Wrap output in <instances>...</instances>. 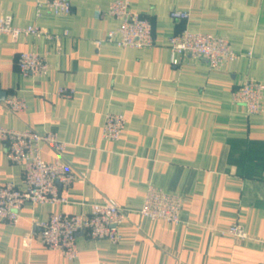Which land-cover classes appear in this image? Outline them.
Returning a JSON list of instances; mask_svg holds the SVG:
<instances>
[{"label":"crops","instance_id":"0c3cea01","mask_svg":"<svg viewBox=\"0 0 264 264\" xmlns=\"http://www.w3.org/2000/svg\"><path fill=\"white\" fill-rule=\"evenodd\" d=\"M68 14L35 15L36 0H0V15L15 26L34 24L54 39L0 33V126L54 131L62 157L77 174L59 188L61 203L26 202L16 223L0 221V264H259L264 260V98L248 113L233 99L245 80L264 84V0H128L153 28L149 47L104 40L117 20L112 0H69ZM172 9L186 19L169 16ZM98 12V14H97ZM184 27L225 36L237 57L214 69L186 54L170 62L166 37ZM20 51L47 52L46 74L24 76ZM66 88V91H60ZM21 98L11 111L3 101ZM121 112L117 140L102 137L106 114ZM41 156L55 157L42 145ZM24 188L21 164L0 140V184ZM148 185L181 197L180 221L143 218ZM113 198L125 209L121 238L76 234L77 257L65 259L40 241L37 220L51 213L85 212ZM241 224L246 238L223 232Z\"/></svg>","mask_w":264,"mask_h":264},{"label":"built area","instance_id":"2783aa9c","mask_svg":"<svg viewBox=\"0 0 264 264\" xmlns=\"http://www.w3.org/2000/svg\"><path fill=\"white\" fill-rule=\"evenodd\" d=\"M45 11L54 15L68 14L71 11L70 1L36 0L35 15L40 16ZM106 11L117 20V23L107 30L104 40L118 47L142 48L154 44L150 20L132 13L128 0H112ZM169 16L174 19H186L188 12L183 9H172ZM0 33L10 34L12 37L19 34L44 36L54 39L57 45L60 38L59 34H49L34 24L15 26L10 14L0 15ZM165 42L172 64L180 63L182 58L189 54L195 58L205 59L211 68L219 69L237 57L225 36L189 27L169 34ZM17 66L24 76L46 74L49 69L47 52L20 51L17 55ZM60 91H66V88H61ZM262 98L264 84L252 79L245 80L233 91V99L243 104L248 113L262 110ZM3 103L11 111L25 107L24 100L15 96L6 98ZM125 123L126 119L121 112L106 114L102 137L117 140ZM0 140L6 145L7 158L21 164L25 184L24 188L17 187L13 182L0 184V221L16 223L19 211L26 202L54 204L65 201V197L60 195L59 188L66 187L76 180L77 174L63 159L62 152L66 143L56 132L39 131L31 126L22 129L0 126ZM42 145H47L53 150L55 153L53 159L46 160L41 156ZM181 202L178 194L148 185L138 212L143 218L163 219L176 224L180 221ZM125 218V209L113 198L105 197L100 202H92L85 212L58 211L35 223L44 246L49 250L58 251L65 259L72 260L77 257L78 231L93 239L106 238L117 241L121 238L119 227ZM222 231L236 238L247 237L244 227L238 223H233ZM259 264H264V260Z\"/></svg>","mask_w":264,"mask_h":264},{"label":"water","instance_id":"95a60500","mask_svg":"<svg viewBox=\"0 0 264 264\" xmlns=\"http://www.w3.org/2000/svg\"><path fill=\"white\" fill-rule=\"evenodd\" d=\"M5 96H6V92H5V90H2V89L0 88V100L4 99Z\"/></svg>","mask_w":264,"mask_h":264}]
</instances>
